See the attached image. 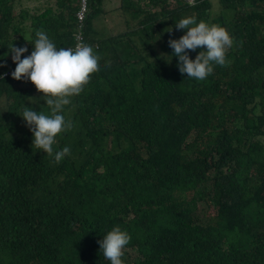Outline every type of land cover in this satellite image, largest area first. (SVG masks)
<instances>
[{
    "label": "trees",
    "instance_id": "obj_1",
    "mask_svg": "<svg viewBox=\"0 0 264 264\" xmlns=\"http://www.w3.org/2000/svg\"><path fill=\"white\" fill-rule=\"evenodd\" d=\"M50 1L0 0V264H110L98 241L115 226L131 237L124 264H264V0H121L112 34L89 16L101 66L64 106L58 163L32 145L20 115L49 107L12 79L9 53L30 55L38 30L75 47L81 0ZM186 16L233 38L204 80L169 47Z\"/></svg>",
    "mask_w": 264,
    "mask_h": 264
},
{
    "label": "clouds",
    "instance_id": "obj_2",
    "mask_svg": "<svg viewBox=\"0 0 264 264\" xmlns=\"http://www.w3.org/2000/svg\"><path fill=\"white\" fill-rule=\"evenodd\" d=\"M66 1L57 0V4ZM184 1L190 5L198 3V0ZM45 4L48 3L43 2V6ZM79 6V30L75 47L58 48L46 32L38 30L35 32L36 38L30 55L25 56L27 48H17L13 44L9 52L15 64L11 73L12 79L20 81L26 78L30 81L37 92L43 94L41 99L49 107L47 114L24 107L20 117L32 133V145L46 152L47 156L53 158L51 160L54 163L60 162L64 155L71 151L70 144L54 148L58 134L74 125V121L65 115L64 106L70 104L73 94L79 93L91 79V74L97 73L101 66L99 47L94 46L84 35V23L92 15L109 18L114 14L108 12L105 0L99 13L90 10V0H81ZM120 13L121 10L115 15L124 17ZM175 28L183 30L184 34L179 39H170L169 47L173 50L172 55L177 59V67L182 75L187 74V78L204 80L213 72L214 66L226 65V54L233 45V38L225 27L209 24L204 20L198 21L195 16H186L176 23ZM198 48L201 50L194 59H190L189 51L196 52ZM9 75L10 73L4 75V78ZM130 239L126 230L115 226L98 241L100 252L102 251L110 264H124L122 257ZM223 242L224 238L221 236L216 247Z\"/></svg>",
    "mask_w": 264,
    "mask_h": 264
},
{
    "label": "rangeland",
    "instance_id": "obj_3",
    "mask_svg": "<svg viewBox=\"0 0 264 264\" xmlns=\"http://www.w3.org/2000/svg\"><path fill=\"white\" fill-rule=\"evenodd\" d=\"M57 1H50L48 4H45L44 7L42 8L43 10L51 7L56 6ZM105 5L106 8L109 11L113 12L114 14L111 15L109 18L106 17H99L95 24L98 22H101L103 25L98 28L100 31L105 30V31H110L112 32H125L126 31V23L125 20L122 19L121 17H118L116 12L119 11L120 6H121V0H105ZM75 6H79V2L75 4ZM113 36V35H112Z\"/></svg>",
    "mask_w": 264,
    "mask_h": 264
},
{
    "label": "built area",
    "instance_id": "obj_4",
    "mask_svg": "<svg viewBox=\"0 0 264 264\" xmlns=\"http://www.w3.org/2000/svg\"><path fill=\"white\" fill-rule=\"evenodd\" d=\"M193 1V0H192ZM81 18H82V16H81Z\"/></svg>",
    "mask_w": 264,
    "mask_h": 264
}]
</instances>
